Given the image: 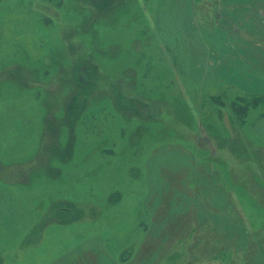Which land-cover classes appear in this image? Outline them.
<instances>
[{
  "label": "rangeland",
  "instance_id": "374dc122",
  "mask_svg": "<svg viewBox=\"0 0 264 264\" xmlns=\"http://www.w3.org/2000/svg\"><path fill=\"white\" fill-rule=\"evenodd\" d=\"M204 1L0 0V264H264V118L215 73L254 34Z\"/></svg>",
  "mask_w": 264,
  "mask_h": 264
},
{
  "label": "crops",
  "instance_id": "0c3cea01",
  "mask_svg": "<svg viewBox=\"0 0 264 264\" xmlns=\"http://www.w3.org/2000/svg\"><path fill=\"white\" fill-rule=\"evenodd\" d=\"M203 3L207 5V7H203V10L210 11V18L215 24L214 27L218 29L223 27L230 28L228 26L231 25L232 21H235L239 22V28L250 29L248 32L254 34V36H250V34L244 33L245 35L233 37L230 33H226L225 30L221 31L225 39V44L221 51H219V54L221 53L220 60L215 63V73L218 76V80L220 82L224 80L227 83H231L242 91L264 94L261 93L264 89V37L262 35V30H264V0H213L211 2L204 1ZM232 3L235 5L233 6L235 13L225 7L226 4L230 5ZM220 6H223V8L221 9ZM217 11L218 13L216 14ZM230 39H233L231 40L233 42L231 44L227 43ZM236 42L240 47H245V49L237 48L238 54H236L237 52L234 50V46L237 44ZM263 118L264 116L259 115L255 124L256 122H260ZM176 145L178 147L180 146L179 148L190 156L188 162L191 170H193L195 165L193 163V156L191 157V155H193L192 152L184 145ZM190 178H192L191 174ZM188 181L191 180L189 179ZM164 185H167L166 182ZM175 185V190L178 188L181 190V196L178 198L186 199L188 205L187 211L191 210V204L195 202V192H190V185H188L189 189L182 187L181 183H176ZM169 186L171 185L169 184ZM183 193L184 195H182ZM76 255H78L76 258L77 260L83 259V254H81L80 251L76 253ZM71 258L74 259L73 256ZM85 259H88L87 256ZM69 261L63 259V262L66 264H68Z\"/></svg>",
  "mask_w": 264,
  "mask_h": 264
},
{
  "label": "trees",
  "instance_id": "16d2710c",
  "mask_svg": "<svg viewBox=\"0 0 264 264\" xmlns=\"http://www.w3.org/2000/svg\"><path fill=\"white\" fill-rule=\"evenodd\" d=\"M215 98H220V95H216ZM230 104L232 106V110H234L231 115V122L235 124H244L247 121V117L249 116L250 112L256 108H261L258 110V112L260 116H264V94H239L236 98L232 99Z\"/></svg>",
  "mask_w": 264,
  "mask_h": 264
}]
</instances>
